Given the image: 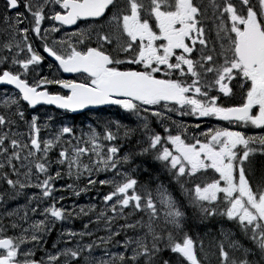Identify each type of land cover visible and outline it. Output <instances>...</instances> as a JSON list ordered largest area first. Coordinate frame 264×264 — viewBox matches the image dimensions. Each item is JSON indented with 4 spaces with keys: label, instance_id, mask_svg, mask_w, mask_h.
Masks as SVG:
<instances>
[{
    "label": "snow or ice",
    "instance_id": "snow-or-ice-1",
    "mask_svg": "<svg viewBox=\"0 0 264 264\" xmlns=\"http://www.w3.org/2000/svg\"><path fill=\"white\" fill-rule=\"evenodd\" d=\"M21 196L44 219L0 213V264H264V0H3L0 205Z\"/></svg>",
    "mask_w": 264,
    "mask_h": 264
},
{
    "label": "flooded vegetation",
    "instance_id": "flooded-vegetation-1",
    "mask_svg": "<svg viewBox=\"0 0 264 264\" xmlns=\"http://www.w3.org/2000/svg\"><path fill=\"white\" fill-rule=\"evenodd\" d=\"M3 6V2L0 0V8H2ZM84 22H80V26H83ZM77 26H72L71 29H68V31H74L76 30ZM47 61H45L46 63ZM47 71V69L45 70ZM63 78L66 79H71L74 78L73 76H67L66 73L63 74ZM9 88L11 86H8ZM38 108L41 109V114H43L44 110H50L52 111L54 114H59L60 112H62V110H58L55 109V107L53 106H38ZM69 119L66 121L67 123H72L75 125V128L77 130V135L80 134V129H84L85 131L87 130V124L94 121L95 120V116L94 115H88V116H83L81 114H67ZM76 117L74 120L71 119V117ZM176 118V117H174ZM184 123L186 124H191L194 125L195 123H197L198 121H196L193 118L190 117H184L183 118ZM201 126L204 129H207L210 126H225L224 122H219V121H210L209 123H204L201 122ZM249 131L250 134H259L261 130L255 129V130H246ZM47 133L42 131L41 132V136L44 137L46 136ZM105 177V174L101 173L98 177V179H103ZM140 179L142 181L147 180V176L145 175H141ZM66 183H70V181H66V180H61L58 181V186L60 185H65ZM6 187V186H5ZM108 189L102 188L99 190H96L95 188L93 189V191L87 193V194H83L80 197H75L70 191H63V192H57L56 195L60 196L63 195L65 197L63 203L66 205H72L75 204L77 206H81V205H88L90 203H96L98 206L102 207V203L101 201H99L97 199V191H99V193L102 195L104 192H106ZM37 189H26L25 192L26 193H37L38 194ZM27 206V209L29 210V217H30V221H35V220H42L44 219L43 216H41L39 214V212H37L35 215H32L30 209L32 207H35V202H33L32 204L28 203L27 197L26 196H21L19 198H17L16 200H11L9 201L6 205H0V213H4L6 211H11L13 209L19 208L20 209V214L23 215V212L25 210V207ZM44 206H46L44 203H41L39 205V207L42 209ZM88 217H84L82 219H76L71 223H66L63 225V227L65 229H73V230H81L82 225L88 220ZM5 223H8V218L5 219ZM25 227H27V224L24 225ZM92 227H95V225H93ZM61 225L57 224V228L55 231L52 232V234L48 237V244H47V248L51 249L52 244L55 242L56 238H57V232L60 230ZM9 234H12L11 232Z\"/></svg>",
    "mask_w": 264,
    "mask_h": 264
},
{
    "label": "trees",
    "instance_id": "trees-1",
    "mask_svg": "<svg viewBox=\"0 0 264 264\" xmlns=\"http://www.w3.org/2000/svg\"><path fill=\"white\" fill-rule=\"evenodd\" d=\"M200 239H203L204 244H209L212 241L213 237L206 233H200Z\"/></svg>",
    "mask_w": 264,
    "mask_h": 264
},
{
    "label": "rangeland",
    "instance_id": "rangeland-1",
    "mask_svg": "<svg viewBox=\"0 0 264 264\" xmlns=\"http://www.w3.org/2000/svg\"><path fill=\"white\" fill-rule=\"evenodd\" d=\"M208 245H209V244H206V243H205V247H206V248L208 247Z\"/></svg>",
    "mask_w": 264,
    "mask_h": 264
},
{
    "label": "bare ground",
    "instance_id": "bare-ground-1",
    "mask_svg": "<svg viewBox=\"0 0 264 264\" xmlns=\"http://www.w3.org/2000/svg\"><path fill=\"white\" fill-rule=\"evenodd\" d=\"M101 195V194H100ZM113 251H115V250H113Z\"/></svg>",
    "mask_w": 264,
    "mask_h": 264
}]
</instances>
